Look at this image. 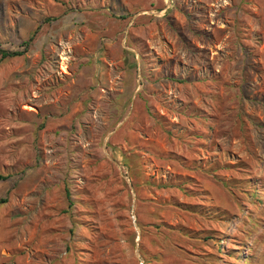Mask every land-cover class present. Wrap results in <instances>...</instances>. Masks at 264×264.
Masks as SVG:
<instances>
[{
	"label": "rangeland",
	"instance_id": "rangeland-1",
	"mask_svg": "<svg viewBox=\"0 0 264 264\" xmlns=\"http://www.w3.org/2000/svg\"><path fill=\"white\" fill-rule=\"evenodd\" d=\"M0 48V264H264V0H0Z\"/></svg>",
	"mask_w": 264,
	"mask_h": 264
},
{
	"label": "trees",
	"instance_id": "trees-1",
	"mask_svg": "<svg viewBox=\"0 0 264 264\" xmlns=\"http://www.w3.org/2000/svg\"><path fill=\"white\" fill-rule=\"evenodd\" d=\"M30 40H32V37H31ZM28 44H29V41L25 42V45L26 46ZM24 53H25V51H14V52H11V51L2 50L0 48V56L3 59H6V58H14V57L22 56ZM9 177H10V175L0 174V182L7 180ZM6 202H7L6 199H0V204L6 203Z\"/></svg>",
	"mask_w": 264,
	"mask_h": 264
}]
</instances>
